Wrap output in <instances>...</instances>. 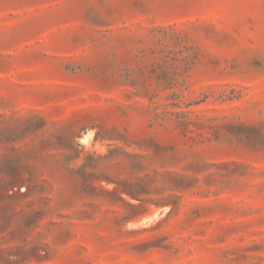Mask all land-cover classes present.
Masks as SVG:
<instances>
[{"label": "rangeland", "instance_id": "rangeland-1", "mask_svg": "<svg viewBox=\"0 0 264 264\" xmlns=\"http://www.w3.org/2000/svg\"><path fill=\"white\" fill-rule=\"evenodd\" d=\"M0 264H264V0H0Z\"/></svg>", "mask_w": 264, "mask_h": 264}]
</instances>
